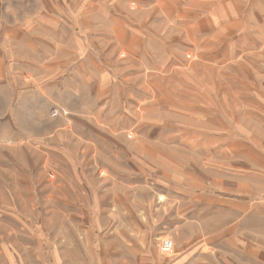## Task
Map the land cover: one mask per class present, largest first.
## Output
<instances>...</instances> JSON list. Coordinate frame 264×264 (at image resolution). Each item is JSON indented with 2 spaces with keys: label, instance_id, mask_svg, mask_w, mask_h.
Listing matches in <instances>:
<instances>
[{
  "label": "crops",
  "instance_id": "obj_1",
  "mask_svg": "<svg viewBox=\"0 0 264 264\" xmlns=\"http://www.w3.org/2000/svg\"><path fill=\"white\" fill-rule=\"evenodd\" d=\"M36 3L5 35L23 58L16 72L48 80L72 106H90L103 139L146 135L181 154L182 165L166 163L182 173L181 185L168 179L157 195L166 225L197 226L214 250L242 233H259L264 247V0ZM2 48L0 58L15 60ZM122 247L133 258L118 253L99 264L153 263L139 246Z\"/></svg>",
  "mask_w": 264,
  "mask_h": 264
},
{
  "label": "rangeland",
  "instance_id": "obj_2",
  "mask_svg": "<svg viewBox=\"0 0 264 264\" xmlns=\"http://www.w3.org/2000/svg\"><path fill=\"white\" fill-rule=\"evenodd\" d=\"M29 3L37 4L0 0V45L15 58H0V264H99L118 253L133 258L122 246H139L152 264H264L259 233L238 234L235 245L214 250V243L199 241L207 233L197 226L186 233L166 227L169 212L157 195L165 194L168 179L181 185L182 173L166 169L171 160L182 165L181 154L146 135L103 139L87 115L90 106H72L48 80L16 72L23 58L15 57L19 48L5 35L17 32L11 22ZM180 205L173 203L174 225ZM165 240L174 243L169 255L161 250Z\"/></svg>",
  "mask_w": 264,
  "mask_h": 264
},
{
  "label": "built area",
  "instance_id": "obj_3",
  "mask_svg": "<svg viewBox=\"0 0 264 264\" xmlns=\"http://www.w3.org/2000/svg\"><path fill=\"white\" fill-rule=\"evenodd\" d=\"M161 250L164 254H171L174 250V243L170 240L163 241Z\"/></svg>",
  "mask_w": 264,
  "mask_h": 264
}]
</instances>
